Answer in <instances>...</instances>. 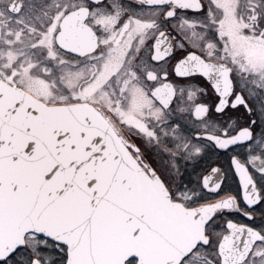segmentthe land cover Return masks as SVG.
<instances>
[{
	"label": "snow or ice",
	"instance_id": "snow-or-ice-1",
	"mask_svg": "<svg viewBox=\"0 0 264 264\" xmlns=\"http://www.w3.org/2000/svg\"><path fill=\"white\" fill-rule=\"evenodd\" d=\"M0 264H264V0H0Z\"/></svg>",
	"mask_w": 264,
	"mask_h": 264
}]
</instances>
